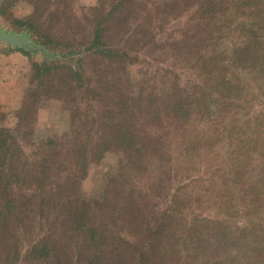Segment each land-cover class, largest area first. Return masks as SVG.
I'll use <instances>...</instances> for the list:
<instances>
[{
    "label": "trees",
    "instance_id": "trees-1",
    "mask_svg": "<svg viewBox=\"0 0 264 264\" xmlns=\"http://www.w3.org/2000/svg\"><path fill=\"white\" fill-rule=\"evenodd\" d=\"M12 2L0 5L7 19ZM51 3L35 0L31 16L11 21L80 57L75 67L33 63L19 122L0 127V264H264V119L239 117L248 80L264 85V0H109L71 36L54 31L63 11L44 27ZM186 15L180 37L158 40ZM157 47L190 62L197 81L148 78L131 95L129 67ZM89 64L105 75L94 80ZM43 96L69 105L70 125L35 143ZM192 153L211 157L213 171L198 187L196 178L175 186L180 169L204 164ZM109 154L107 184L85 206L83 182ZM206 196L216 213H192Z\"/></svg>",
    "mask_w": 264,
    "mask_h": 264
},
{
    "label": "rangeland",
    "instance_id": "rangeland-1",
    "mask_svg": "<svg viewBox=\"0 0 264 264\" xmlns=\"http://www.w3.org/2000/svg\"><path fill=\"white\" fill-rule=\"evenodd\" d=\"M3 1L4 0H0V5ZM50 1L52 3L46 9L43 17V20L46 22L44 27L51 26L48 17L51 12L57 10L63 11V16L59 15L56 20L57 24L54 25L52 23V26L54 25L55 27L54 31H56L58 36L59 31L60 35L62 33L63 36H71L74 33L76 24L81 23L86 25L85 18L91 17L92 8H100L105 4V1L109 2V0ZM9 10L12 16L7 19L5 16L0 15V25L20 33L24 31L28 32L30 38L41 48L40 52H31L25 49L11 51L14 48L0 46V127L13 128L19 122V111L23 107L26 92L35 75V67L33 66V63L58 64L61 62H70L75 67L77 66V60L80 57V54L76 49H60L46 45L41 39L37 38L26 28H19L11 21L12 19L24 20L31 16L35 10V0H13ZM189 19L190 15H186L183 16V18L180 17L178 20L171 21L167 26L166 32L158 35V40H167L165 42L168 43L171 40L170 37H180V34L188 28ZM53 22H55V20ZM120 38L121 35L118 33L114 38V43H122ZM19 50L24 52H20ZM137 56L138 62L134 64V66L129 67L130 70L123 81L124 85L128 86L127 91L133 96L138 95L141 85L144 81H147L148 78L155 80L157 86H160L159 83H162V80L166 77L169 81L177 79L180 84L179 86L186 89H189L192 83L197 81L196 73L191 68L190 62L187 63L177 59V57L170 54L169 50L167 52V50L161 51L158 47L155 49L148 48V50L139 52ZM106 70L107 67L103 64L95 67L92 64H89L88 74L95 80L102 77V75H105L104 71L106 72ZM167 70L169 73L167 76H164L167 74ZM117 75L122 76L121 74ZM253 80V82L252 78L251 80H248L253 86L251 87V100L248 101V103L243 104V106H240L241 116L239 117L241 123L253 121L255 119H264V85L260 80ZM233 101L236 104L239 103L236 100ZM68 106L69 105L64 104L57 98L42 97L38 102V114L34 127L33 142L41 143L48 137L61 136L68 131L71 115ZM250 125L252 124H247L246 127H250ZM207 126L208 124L205 125V128ZM220 129V131L223 130L222 127H220ZM212 130L216 131L213 127ZM223 145L224 150H221L222 155L226 151L227 143H224ZM228 147L229 146H227V148ZM25 149L27 153L31 152V147L25 146ZM194 156L195 155L192 153L190 157L194 160L201 159L204 164H202V166L197 165L195 170H188L189 168L180 169L178 176L174 179L175 186L180 182H187L196 178L194 182H196L195 186L198 187L201 183L200 180L204 179V176L208 177V173L213 171L215 161L211 160V157L207 159L209 156L206 155H203L202 157ZM115 160L116 156L109 154L101 163L90 167L88 176L83 182L80 191V200L85 206H88L92 199L97 198L102 194L111 173L112 164ZM175 161L176 165H179L180 161L178 157L175 158ZM217 161L223 160L217 158ZM205 171L206 175H200ZM210 176H212V173L209 177ZM210 205L211 204L208 203V196H206L205 203L197 206L191 211L192 213L206 216L213 215L216 213V210L212 207L210 208ZM26 243L28 242L26 241ZM26 247L27 244H25L24 248L26 249Z\"/></svg>",
    "mask_w": 264,
    "mask_h": 264
},
{
    "label": "water",
    "instance_id": "water-1",
    "mask_svg": "<svg viewBox=\"0 0 264 264\" xmlns=\"http://www.w3.org/2000/svg\"><path fill=\"white\" fill-rule=\"evenodd\" d=\"M0 46L40 52L41 48L30 38L28 32H18L0 25Z\"/></svg>",
    "mask_w": 264,
    "mask_h": 264
}]
</instances>
